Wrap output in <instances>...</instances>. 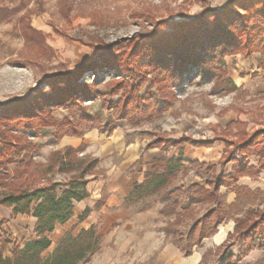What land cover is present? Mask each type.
<instances>
[{
  "label": "rangeland",
  "instance_id": "374dc122",
  "mask_svg": "<svg viewBox=\"0 0 264 264\" xmlns=\"http://www.w3.org/2000/svg\"><path fill=\"white\" fill-rule=\"evenodd\" d=\"M252 1L254 0H251V4L247 2L251 12L262 5L254 4ZM228 4H230L229 0H0V9L11 11L0 20V146L3 140H13L22 144L31 143L32 148H36L29 159L21 161L22 153L14 156L12 162L0 165V193L33 189L55 182L66 183L69 178L75 176L78 159L84 156L97 158L92 152H98L101 143L91 144V150L86 149L84 142H80L75 147L62 144L64 137L79 136L63 135L59 139H54L56 124L38 127L37 121L42 115L38 108L44 105L51 108L49 114L58 124H62L67 119L80 129L82 132L80 137L87 130L92 129L84 128L79 120L80 109L83 108V111L97 119L100 125L114 122L122 129L124 141L137 139L139 147L144 149L156 135L165 136V131L179 135L176 134L179 131V124L190 119H193V127H189H192L193 133L198 138H209L213 143L224 141L225 148L226 141H230L231 144L227 146L229 150L237 146L242 134L264 128L258 126L251 131L246 130V122L239 119L235 120L239 124L230 129L226 128L228 123L225 127H218L217 124L212 123L210 121L212 115L221 117L230 109L245 113L251 108L254 112L252 119H262L264 94H244L241 89L228 93H211L212 83L201 80L197 73L188 74L187 80L173 90L174 101L166 110L140 122H133L128 117L120 118L116 110L104 105L103 101L106 100L104 93L124 74L103 63H100L94 71H82L78 79L80 83H88L99 96L83 101L77 100V96L75 100L78 101L79 106L72 107L56 105L50 101L52 90L49 83L53 82V78L49 77L55 73L74 69L81 58L94 56L99 49L101 51L107 49L111 55L120 58L126 66L137 64L147 76L142 90L150 88L151 81L156 78V74L150 72V68L146 66L147 59L151 55L146 53V49L153 45L152 40L149 39L150 34H154L156 42H162L161 35H166L173 29L176 33L178 31L177 26L174 27V24L169 23L193 22L198 18L205 19L207 16V23L210 24L213 10ZM232 8L237 11L235 7ZM237 12L242 15L246 13L242 10ZM27 13H30L31 25L41 32V35H38V46L26 42L19 31V18ZM245 15L248 16L249 12ZM141 44L142 50L141 47H135ZM140 50L142 53L139 52ZM139 53L142 55L136 59L135 55ZM254 54L258 56L261 54L260 57L263 55L260 51ZM164 77L165 75L159 77L161 82ZM150 89L157 90V85H151ZM22 110L31 111L32 116L10 120L6 118L9 113H21ZM25 120L31 123L26 121L25 124ZM93 128L97 129V127ZM183 133H188L191 137L190 132ZM156 147L160 148V146ZM121 154L118 153L114 158L118 163L124 159ZM234 155L240 157L237 151ZM68 160L73 162L62 169L61 161ZM219 161L218 165L221 168ZM78 172L79 170L77 174ZM95 173H98V168L91 175ZM182 180L189 183L199 180V177L190 172ZM255 191L256 195L250 196L248 200L227 207L224 222L212 235L204 238L200 246L194 247L188 256L176 250L172 241L173 234L164 231L166 223L173 219V216L164 217L160 213L162 208L159 202L144 200L128 203L126 204V208L130 211L128 217L118 219L110 225H105L101 221L95 224L104 239L100 249L83 264H185L190 261L191 264H219L218 255L223 249L218 252L215 251V247L225 239L228 232L232 231L233 218L243 216L246 208L262 207L264 185L262 189ZM221 193L228 203L227 200H230L232 195L226 191ZM146 204L149 205L148 208L141 211L140 208ZM207 207L192 206L185 214H181L180 225H174L173 229L184 233ZM22 218L25 222L26 219H31L30 216ZM75 221L76 219L71 218L68 223L71 225ZM68 223L57 225V230H64ZM76 226L77 224L72 225L73 229L69 230L73 235L79 232L76 231L78 228ZM57 230L53 235L58 233ZM0 243L5 255H9L15 245L12 237L9 239L2 234H0ZM240 246L239 239H234L229 244V249L234 254L233 264H264V247L253 248L245 255H241ZM47 253L48 251L43 255Z\"/></svg>",
  "mask_w": 264,
  "mask_h": 264
},
{
  "label": "trees",
  "instance_id": "16d2710c",
  "mask_svg": "<svg viewBox=\"0 0 264 264\" xmlns=\"http://www.w3.org/2000/svg\"><path fill=\"white\" fill-rule=\"evenodd\" d=\"M229 2L228 6L213 10L210 24L207 23V16H204L205 19L198 18L193 22L169 23L174 24V27L177 26L178 31L176 33L173 29L166 35H161L162 42H156L154 34H150L149 39L152 40L153 45L146 49V53L151 54L146 66L150 68V72L156 74V78L150 83V88L151 85L156 84L157 90L153 91L149 87L142 90L147 76L137 64L126 66L120 58L111 55L107 49L105 51L99 49L94 56L81 58L74 69L55 73L49 77L53 78V82L49 83L52 90L50 101L56 105L72 107L79 106L78 101L75 100L77 96V100L80 101L99 96L88 83H80L78 79L82 71H94L100 63L124 74L104 93L106 96L104 105L116 110L120 118L128 117L133 122L152 118L166 110L174 101L173 90L187 80L188 74L197 73L201 80L210 81L211 93L236 91L238 88L227 76L224 57L235 54L250 57L256 51L262 52L264 57V0L252 1L254 4H262L252 12L249 11L251 0H229ZM232 7L237 11L249 12V15L239 14ZM8 12L7 9L1 8L0 20L11 11ZM18 27L26 42L38 46V35H41V32L31 25L30 13L20 16ZM135 47H141L142 50V44ZM141 53L135 55V58L139 59ZM260 65H262L261 61ZM163 75L165 77L161 82L159 77ZM80 110L79 120L86 129L97 127L100 133H110L117 126L114 122L100 125L98 120L84 112L83 108ZM38 111L42 114L37 121L38 127L56 124L54 139H59L63 135L79 137L82 135L81 130L67 119L62 124H58L50 116L51 108L48 106L39 107ZM28 116H32L31 111L22 110L21 113H9L6 118L10 120L16 117L28 118ZM26 121L28 120L24 121L25 124ZM28 123L30 124L31 121ZM238 124V121H231L226 128L230 129ZM185 142L195 146H211L213 140L197 141L189 136H183L171 141L173 144ZM168 144L169 140L158 134L146 144V148L160 146L161 150H165ZM230 144V141H226L227 146ZM227 146L219 161L220 170L216 172L212 167L205 180L206 185L192 183L185 188L173 187V181L178 174L184 176L188 171L182 164L181 155L154 157L151 161V171L145 172L143 180L133 185L132 190L124 198V207L128 203L150 199L163 203L160 213L164 217L173 216V219L166 223L164 231L173 234L172 241L184 256L190 255L194 246H200L202 240L212 235L224 222L227 207L235 206L256 195L255 190L237 182L244 175L256 177L260 169H264V128L242 134L239 143L232 150ZM35 151L36 148H32L31 143L22 144L18 141L3 140L0 146V165L12 162L14 156L22 153L21 161L29 159ZM235 151L240 154L239 158L234 155ZM253 155L259 157L257 167L250 165L246 159ZM228 161H232L233 166L225 173L223 166ZM61 162L60 166L64 169L73 161ZM97 162L96 157L84 156L78 159V163L76 162L78 167L75 169L79 172L77 174V170L75 176L69 178L66 183L55 182L43 187L0 193V206L10 209L11 218L18 214L31 215L35 218L34 237L25 241L22 246L15 244L10 256L4 254V248L0 243V264H83L89 261L90 257L100 249L103 239V234L95 224L81 228L76 235L71 231L67 232L50 253L43 254L51 245L47 234L58 223L62 224L71 218L75 201L88 197L87 176L95 172ZM190 164L193 167L200 163L192 161ZM222 187L235 193L233 202L226 203L220 191ZM100 205L101 202L97 203L95 209ZM195 205L208 207L184 233L173 229L174 225H180L181 214H185ZM148 206L146 204L140 210H145ZM88 212L89 208L80 212L76 224L85 220ZM233 220L232 231L228 232L225 239L215 247V251L218 252L223 249L218 255L219 264H233L234 254L229 249V244L234 239L240 240L241 255H245L253 248L264 247V201L261 208H246L243 216H235ZM3 223L5 219H0V231Z\"/></svg>",
  "mask_w": 264,
  "mask_h": 264
},
{
  "label": "crops",
  "instance_id": "0c3cea01",
  "mask_svg": "<svg viewBox=\"0 0 264 264\" xmlns=\"http://www.w3.org/2000/svg\"><path fill=\"white\" fill-rule=\"evenodd\" d=\"M260 55L261 54H259V56L254 54L250 57H243L241 54H235L224 57L227 76L233 81L238 89H241L244 94H264V57L263 55L260 57ZM260 61L262 65H260ZM253 114L254 112L251 111V108H249L245 113L234 112L230 109L227 110L221 117L218 115H212L210 117V121L217 124L218 127H225L227 123L239 119L240 121L246 122V130L248 129L249 131L257 128L258 126L264 127V109L262 119H252ZM192 120L193 119H190L189 121H184L179 124L178 133L175 131L176 134L179 135H174L165 131V137L169 140V144L165 150H161L156 146L146 149L140 148L137 139L129 142L124 141L122 136L123 131L118 125L109 134L107 132L100 133L96 128H92L87 130L82 137H64L62 139V144H70L75 147L80 142H84L86 144V149L88 150H91V144H94L95 142L101 143V147L98 152H92L99 160L97 164L98 173L89 176V180L86 184V189L89 192L88 197L74 202L73 214L71 218L72 220L76 219V221L70 225V223H68L71 219L70 218L66 222L62 223L64 225L65 223H68V226L61 231L56 228L57 225H61L58 223L55 228L47 234L51 240V245L46 251L50 253L53 250L55 244L64 235V233L69 231L72 228V225L76 224L77 216L85 208H89L88 215L85 220L77 223L76 227L78 228L76 231H79L81 228H87L92 224H96L98 221H101V223L105 225H110L118 219L128 217L130 211L124 207V198L132 190L135 183L143 180L144 173L151 171V161L154 157L164 155L167 157H175L181 155L182 164L188 169V171L184 176L181 173L178 174L177 178L173 181V187L185 188L192 183L206 185L205 180L209 175L210 170H212V167L216 172L219 171L220 167L218 165V161L224 151L225 143L224 141H215L211 146H195L186 142L177 144L171 143V141L175 139H180L183 136L189 135L188 133H183L184 131L190 132L191 138H196L195 140L197 141L209 140V138L200 139L193 133ZM187 123H189V125ZM107 144L108 146H106ZM118 153H122L121 156L122 158L124 157V159L119 163L114 160ZM246 159L250 165L254 167L258 166V156L253 155L247 157ZM192 161H198L200 164L192 167L190 164ZM209 165H211V168H209ZM224 165L223 171L227 173L231 170L233 162L230 161ZM190 172H192L193 175L198 176L199 180H193L189 183L184 182L182 179L187 177ZM237 183L239 185L247 186L251 190L262 189V186L264 185V169H260L256 177H251L249 175L240 177ZM220 191H226L232 195L231 199L227 200L228 204L234 201V192L223 187L220 188ZM150 201L153 200L150 199ZM100 202L101 205L99 208L95 209V205ZM159 203L161 204L160 208H162V203ZM29 216L31 219H26V222L25 219L22 218ZM0 219H5V223L1 225L0 234L8 236L9 239L12 237V242L16 245L19 244L22 246L25 241L34 237L33 226L35 218L33 216L18 214L11 218L10 209L0 207ZM55 230H57L58 233L53 235ZM30 233L32 236H30ZM175 248L180 252V249L177 246ZM10 255L11 253L7 256Z\"/></svg>",
  "mask_w": 264,
  "mask_h": 264
},
{
  "label": "bare ground",
  "instance_id": "6f19581e",
  "mask_svg": "<svg viewBox=\"0 0 264 264\" xmlns=\"http://www.w3.org/2000/svg\"><path fill=\"white\" fill-rule=\"evenodd\" d=\"M191 262V261H190ZM190 262H187V263H185V264H191Z\"/></svg>",
  "mask_w": 264,
  "mask_h": 264
}]
</instances>
